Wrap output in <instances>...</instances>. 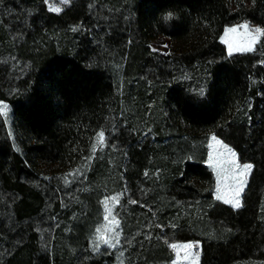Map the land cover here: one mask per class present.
I'll use <instances>...</instances> for the list:
<instances>
[{"label":"trees","instance_id":"1","mask_svg":"<svg viewBox=\"0 0 264 264\" xmlns=\"http://www.w3.org/2000/svg\"><path fill=\"white\" fill-rule=\"evenodd\" d=\"M168 11L178 19L165 20ZM243 19L264 29V0H70L60 13L43 0H0V100L12 119L10 132L0 114V264H113L89 248L79 221L63 261L40 237L41 217L73 206L63 179L90 160L103 129L122 142L126 264L166 263L174 240H198L199 264H264V35L231 55L219 40ZM158 35L170 39L166 54L150 47ZM128 79L141 97L159 94L166 142L125 134ZM210 133L253 165L239 209L211 193Z\"/></svg>","mask_w":264,"mask_h":264},{"label":"rangeland","instance_id":"2","mask_svg":"<svg viewBox=\"0 0 264 264\" xmlns=\"http://www.w3.org/2000/svg\"><path fill=\"white\" fill-rule=\"evenodd\" d=\"M43 3L46 9L49 11V4L45 3V0H43ZM49 3L58 4V0H49ZM68 5L69 4L60 6L62 9H64ZM245 22H247L249 26L247 30L244 28H237L235 33L228 32L226 34V29L244 24ZM256 27L262 28L261 26L246 19L233 22L224 27L219 40L225 46L227 53H229V43L233 45L232 53L244 52L246 50L243 49L248 45L250 36L255 35L251 29ZM73 29H76V27L71 26L70 32H73ZM261 37L262 35L256 37L257 42L252 46L253 48L259 43ZM170 43V39L167 36L161 35L160 37L158 35L150 42V47L156 53L166 54L169 51ZM237 47H239L241 50H236ZM112 69H117L115 63H112ZM128 82H130V88L126 93L127 99L125 101L127 116L123 121L124 124H126L124 129L125 134H127L128 137H130L135 143H143L146 141H148V143H158L159 139H156V136L161 137L160 140L162 143L166 142L169 138L170 132L168 131L170 130L166 127V121L164 120L165 117L159 102V94H157V96L141 97L142 95L139 93L138 89L131 88V81L129 79ZM189 84L191 85V92L199 93V90L201 89V82L197 84L196 81H192L189 82ZM198 86L200 88H198ZM145 95H147V93ZM2 106H7L5 108L4 114H1V116L4 118L5 123L11 132V106L7 101L0 100V107ZM103 131L105 133V142L103 146L101 147L97 142L96 134L94 143L97 146L95 152L92 151L90 160L78 166L69 173H66L63 179L64 192L68 197L67 199H70V202H74L73 206L69 208L67 213L63 214V216H60L58 219H51V217L48 216V213L40 218V224L45 227L40 230V237L42 239L49 238L52 240V242H54L53 252H59V257L62 261L63 259L65 260V257L67 256V253L64 252L65 250L63 251L62 249L67 248V246L64 248L65 244L67 245V243H71V240H74L73 236H75L74 233L73 236L69 234L70 226L71 224H75L78 221V226L84 227V231L88 237L89 248L92 251H97L95 250L94 240L97 235L96 229L98 227L107 225L109 230L114 229L115 231L119 232V241L115 244V247H109L108 245L100 243L98 251L106 255H112L113 264H126L127 261L125 257V236L122 222L120 221V202L123 197V191L120 188L117 174L119 161L117 144L122 142L118 137L119 132L117 129H103ZM213 136H215L223 144H226L214 133H210L205 141L206 156L204 164L212 171L214 177L211 193L216 199L218 194L217 189L219 188L221 193L226 194V198L231 199L232 186L235 183L238 170L230 164V161L233 158L230 157L223 148H221L212 140ZM226 145L236 152L230 145ZM234 159L241 165L244 163H249L239 161L237 155ZM91 164L94 166L90 169H93L91 171L93 174L92 177H88L86 173ZM248 178L249 176L246 177L247 181ZM242 194L243 192L240 196L241 202ZM82 197L90 199V203L81 201ZM112 198L118 199L114 200ZM106 201L107 206L112 209L115 219L119 222L118 228L115 227V224L112 221V216H109V218L105 220ZM219 201L223 202V200ZM226 204L232 206L230 203ZM6 206V202L1 199L0 207ZM46 209L49 211L52 209V206L47 204ZM87 216L89 217L86 218ZM110 234L111 232L106 233V235ZM95 242L99 243V241ZM171 244H176L178 247L173 249L170 247ZM184 245H189L190 247H184ZM167 246L172 252L171 259L166 263L157 262L155 264H199L201 246L198 240L167 241ZM197 252L199 253L198 257L193 255Z\"/></svg>","mask_w":264,"mask_h":264},{"label":"snow or ice","instance_id":"3","mask_svg":"<svg viewBox=\"0 0 264 264\" xmlns=\"http://www.w3.org/2000/svg\"><path fill=\"white\" fill-rule=\"evenodd\" d=\"M45 3L49 4V11L50 12H55V13H60L63 9L60 5H67L70 3V0H58V4L57 3H49V0H45ZM172 18V14L169 13L167 15L164 16L165 20H169ZM248 23L245 22L244 24L226 29V34L228 32H232L235 33L237 31V28H244V29H248ZM76 29H73V31H75ZM251 31L253 33H255V35L250 36L249 41H248V45L246 46V48H244L243 50L246 51H252L253 50V45L257 42L256 37L260 36V35H264V29L260 28V27H256L254 29H251ZM236 50H241L239 47H237ZM233 52V45L231 43H229V55H231ZM199 94L201 96L204 95V89L201 88L199 90ZM7 106H2L0 107V114H4L5 112V108ZM97 142L99 143V145L102 147L104 142H105V133L103 130L99 131L97 133ZM212 140L219 145L221 148H223L230 157H232L233 159L230 161V164L233 165L238 171H237V177L235 178V183L232 186V198L228 199L226 198V194L225 193H221L220 189H217V196L216 199L217 200H223L224 203H230L232 205L233 208L235 209H239L240 207H242V202L240 199L241 193L244 191V187L247 184V179L246 177H248L252 170H253V165L250 163H244V164H239L236 162V160L234 159L236 157V152H234L231 148H229L226 144H223L220 140H218L215 136L212 137ZM96 144H93V152H95L96 150ZM211 147V145H210ZM112 199H118V198H112ZM131 203H136V201H131ZM105 211H106V215H105V220H107L109 218V216H112V221L115 224V227L118 228L119 227V222L115 219V216L113 215L112 209H110L107 206V201L105 202ZM111 232L110 235H106V233ZM96 237L94 240V245H95V250H99V246L100 243H103L105 245H108L109 247H115V244L118 243L119 241V232L115 231L114 229L109 230L107 225H102L101 227H98L96 229ZM95 241H99V243H96ZM170 247H172L173 249L177 248L178 246L176 244H171ZM184 247H190L189 245H184ZM194 256H199V253H194Z\"/></svg>","mask_w":264,"mask_h":264},{"label":"clouds","instance_id":"4","mask_svg":"<svg viewBox=\"0 0 264 264\" xmlns=\"http://www.w3.org/2000/svg\"><path fill=\"white\" fill-rule=\"evenodd\" d=\"M169 13L172 14V18H177V19H178V15L175 14V13H173V12H171V11H168L165 15H167V14H169Z\"/></svg>","mask_w":264,"mask_h":264},{"label":"water","instance_id":"5","mask_svg":"<svg viewBox=\"0 0 264 264\" xmlns=\"http://www.w3.org/2000/svg\"><path fill=\"white\" fill-rule=\"evenodd\" d=\"M161 37V36H160Z\"/></svg>","mask_w":264,"mask_h":264}]
</instances>
